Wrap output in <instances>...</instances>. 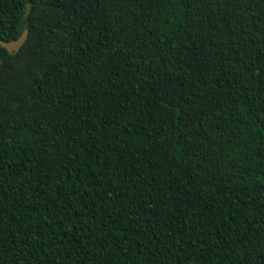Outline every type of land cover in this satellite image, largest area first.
Returning <instances> with one entry per match:
<instances>
[{"label": "trees", "instance_id": "trees-1", "mask_svg": "<svg viewBox=\"0 0 264 264\" xmlns=\"http://www.w3.org/2000/svg\"><path fill=\"white\" fill-rule=\"evenodd\" d=\"M0 264H264V0H0Z\"/></svg>", "mask_w": 264, "mask_h": 264}, {"label": "water", "instance_id": "water-1", "mask_svg": "<svg viewBox=\"0 0 264 264\" xmlns=\"http://www.w3.org/2000/svg\"><path fill=\"white\" fill-rule=\"evenodd\" d=\"M29 3H33L34 0H28ZM29 29L25 28L21 36L17 39L5 40L0 37V44L6 47L11 52L19 51L28 37Z\"/></svg>", "mask_w": 264, "mask_h": 264}]
</instances>
